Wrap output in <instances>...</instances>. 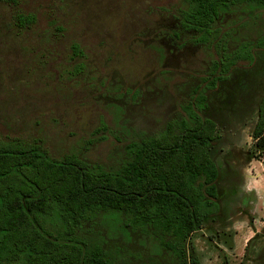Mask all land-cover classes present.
<instances>
[{
    "label": "rangeland",
    "instance_id": "1",
    "mask_svg": "<svg viewBox=\"0 0 264 264\" xmlns=\"http://www.w3.org/2000/svg\"><path fill=\"white\" fill-rule=\"evenodd\" d=\"M183 0H0V139L44 143L54 158L76 153L117 168L127 145L186 116L218 54L180 27ZM31 16V24L19 22ZM230 49L264 36V10L220 21ZM78 48L77 50L75 48ZM208 90L217 123L212 148L221 213L187 241L202 264H264V158L253 133L264 98V48ZM86 235L105 238L118 264H167L158 242L105 218Z\"/></svg>",
    "mask_w": 264,
    "mask_h": 264
},
{
    "label": "trees",
    "instance_id": "2",
    "mask_svg": "<svg viewBox=\"0 0 264 264\" xmlns=\"http://www.w3.org/2000/svg\"><path fill=\"white\" fill-rule=\"evenodd\" d=\"M183 1L180 27L195 32L198 44L213 46L218 59L204 91L184 106L186 116L130 142L119 167L76 153L54 158L36 139H0V264H118L102 235L85 233L107 217L155 238L167 264H202L189 259L187 241L222 210L221 171L212 154L218 126L206 93L264 48L263 36L231 50L219 24L234 9L264 10V0ZM18 19L21 25L34 20ZM253 138L264 158V98Z\"/></svg>",
    "mask_w": 264,
    "mask_h": 264
}]
</instances>
